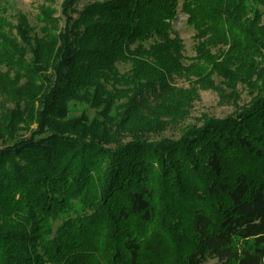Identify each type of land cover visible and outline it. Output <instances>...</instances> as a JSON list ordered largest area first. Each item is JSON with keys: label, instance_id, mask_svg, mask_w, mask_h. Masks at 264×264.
Returning a JSON list of instances; mask_svg holds the SVG:
<instances>
[{"label": "trees", "instance_id": "16d2710c", "mask_svg": "<svg viewBox=\"0 0 264 264\" xmlns=\"http://www.w3.org/2000/svg\"><path fill=\"white\" fill-rule=\"evenodd\" d=\"M80 1L0 0V264H264V0ZM217 76L257 95L183 124Z\"/></svg>", "mask_w": 264, "mask_h": 264}, {"label": "rangeland", "instance_id": "374dc122", "mask_svg": "<svg viewBox=\"0 0 264 264\" xmlns=\"http://www.w3.org/2000/svg\"><path fill=\"white\" fill-rule=\"evenodd\" d=\"M1 2L8 8L9 14L11 13L16 15L17 12H22L27 16L28 20L32 24H35V14L39 12L40 5L49 3L52 7L57 9L56 14H58L62 0H50V2L48 0H1ZM87 2L88 0H82L79 2V6ZM261 23H264V13L261 16ZM172 29L182 40V54L184 56V62L187 63V61L195 55L196 40L193 37L195 31L192 27L187 25L186 16L181 12L177 13L176 19L172 22ZM262 56L264 59V47L262 49ZM127 67V65H119V69L121 71L127 69ZM261 67L262 64L259 63L258 68ZM0 69L3 72L6 68L1 66ZM176 82L178 86L188 87V83L183 82L182 79H178ZM214 82L217 83V89L201 88L196 86L197 95L192 101L189 115L183 124H194L200 126L202 124V119L205 118L219 120L228 116H235L246 109L257 95L256 90H252L247 86V84H243L241 82H238L235 85V89L229 88L219 76L214 78ZM2 100L3 99H0V104L2 106V108H0V114L12 107L10 102ZM81 108L82 106H76L75 111L80 112ZM31 127L35 128V125L33 124ZM179 135L180 132L177 129L170 128L159 135L153 136V139H159L161 137L175 139L178 138ZM76 209L78 211L80 210L78 205ZM203 264H216V260L208 258L205 262H203Z\"/></svg>", "mask_w": 264, "mask_h": 264}]
</instances>
